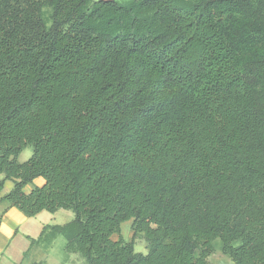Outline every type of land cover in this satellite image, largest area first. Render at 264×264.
Returning <instances> with one entry per match:
<instances>
[{
  "label": "trees",
  "instance_id": "1",
  "mask_svg": "<svg viewBox=\"0 0 264 264\" xmlns=\"http://www.w3.org/2000/svg\"><path fill=\"white\" fill-rule=\"evenodd\" d=\"M0 176L84 264H264V0H0Z\"/></svg>",
  "mask_w": 264,
  "mask_h": 264
},
{
  "label": "crops",
  "instance_id": "2",
  "mask_svg": "<svg viewBox=\"0 0 264 264\" xmlns=\"http://www.w3.org/2000/svg\"><path fill=\"white\" fill-rule=\"evenodd\" d=\"M6 182L0 197L12 188L6 190ZM43 183L42 178H37L31 184L26 185L23 190L27 194L33 187H41ZM72 219L73 213L66 210H59L55 213L41 211L32 217H26L17 208L0 203V264H84V261L77 255L66 257L65 239L62 236H57L50 243H31V240L39 238L44 227L64 225ZM123 224L127 226V236L122 234ZM122 225L121 236L124 241L130 242L133 236L131 221L124 222ZM117 238L116 235L112 236L113 240ZM214 245L215 251L209 256V262L211 264H233L220 252L216 241Z\"/></svg>",
  "mask_w": 264,
  "mask_h": 264
},
{
  "label": "rangeland",
  "instance_id": "3",
  "mask_svg": "<svg viewBox=\"0 0 264 264\" xmlns=\"http://www.w3.org/2000/svg\"><path fill=\"white\" fill-rule=\"evenodd\" d=\"M46 17H47V16H46ZM31 154H32V149H31V147H29V146L26 147V148L21 152V154H20L19 157H18L19 162H20V161H23V162L27 161V160L30 158ZM11 187H12V182H11V181L6 182V185H5L6 190H7V189H10ZM122 230H123V231H122L123 236H124V235L127 236L128 229H127L126 224H123V225H122ZM216 242L218 243V245H220L219 240H216ZM134 249H135L136 252L143 253V254L146 253V250H145V243H144V241H143V239H142L141 237H138V238H137L136 243H135V246H134ZM225 258H227V257H225ZM227 259H228V258H227ZM229 262H230V261H229ZM230 264H231V263H230Z\"/></svg>",
  "mask_w": 264,
  "mask_h": 264
}]
</instances>
